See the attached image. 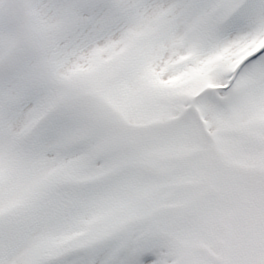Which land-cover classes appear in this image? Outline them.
Segmentation results:
<instances>
[{"label":"snow or ice","instance_id":"6c2138e0","mask_svg":"<svg viewBox=\"0 0 264 264\" xmlns=\"http://www.w3.org/2000/svg\"><path fill=\"white\" fill-rule=\"evenodd\" d=\"M0 264H264V0H0Z\"/></svg>","mask_w":264,"mask_h":264}]
</instances>
